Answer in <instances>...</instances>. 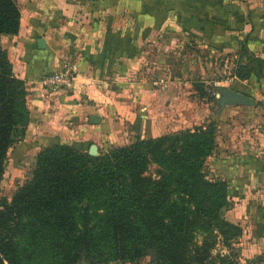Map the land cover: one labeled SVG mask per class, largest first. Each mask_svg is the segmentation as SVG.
Returning <instances> with one entry per match:
<instances>
[{
  "label": "crops",
  "instance_id": "0c3cea01",
  "mask_svg": "<svg viewBox=\"0 0 264 264\" xmlns=\"http://www.w3.org/2000/svg\"><path fill=\"white\" fill-rule=\"evenodd\" d=\"M16 3L18 28L0 34V49L12 75L23 83L28 120L7 157L23 168L21 157L33 159L51 142L79 150L94 144L97 155L136 138L201 125L197 80L170 58L183 56L171 53L183 44L192 46L188 53L206 50L214 60L229 61L220 68L226 75L214 86L254 100L253 105L220 106L216 146L206 162L214 176L227 182L224 216L248 231L242 254L249 258L263 252L264 131L255 126L258 118L249 109L257 100L264 103V0ZM63 63L75 68L70 88L42 85L41 79ZM238 64L251 68L248 79L234 76ZM228 113L237 116L227 119ZM259 119L264 123V117Z\"/></svg>",
  "mask_w": 264,
  "mask_h": 264
},
{
  "label": "trees",
  "instance_id": "16d2710c",
  "mask_svg": "<svg viewBox=\"0 0 264 264\" xmlns=\"http://www.w3.org/2000/svg\"><path fill=\"white\" fill-rule=\"evenodd\" d=\"M18 25L16 0H0V34ZM233 74L246 80L252 71L238 64ZM27 120L23 83L0 49V178ZM215 146L212 124L136 138L94 156L49 143L9 202L0 197V264H107L145 256L204 264L212 243H198L193 230H206L229 200L226 180L201 172ZM149 161L159 168L157 178L144 174ZM215 227L225 239L240 233L221 219ZM239 257L244 263L231 264H262L258 255Z\"/></svg>",
  "mask_w": 264,
  "mask_h": 264
},
{
  "label": "rangeland",
  "instance_id": "374dc122",
  "mask_svg": "<svg viewBox=\"0 0 264 264\" xmlns=\"http://www.w3.org/2000/svg\"><path fill=\"white\" fill-rule=\"evenodd\" d=\"M190 47L192 48V46H186L184 44L175 47L174 50H171V53H173L174 55V53L177 54L178 52H182L183 56L181 57V53H179L180 56H173L175 60L173 58H170V60L174 61V65L178 69H182L183 67L185 70H189L187 75L190 79L197 80L195 81V85H197V87L201 90L197 91L195 88L194 94L195 96L199 95L197 97L199 98V100H197V105L200 108L198 109V111H201L202 113L200 117L202 121L201 125H213L215 140V130L216 125L218 124V120L215 115L218 114L217 112L219 108L221 109V107L217 105V98L219 97L217 91L218 87L214 86L215 84L213 82L217 78L226 75V73H223L220 68L223 67L224 70V66H227L229 64V61L214 60L213 56H210L206 50L203 52H200L199 50L188 53V50L191 49ZM253 107L254 108L249 109V111H252L250 114L252 116H257L258 120L254 122L255 126L262 129L264 123L261 122L259 118L264 117V103L262 100H257L256 104ZM236 116L237 115H232L229 113L225 115L227 119H234ZM180 130L183 129H179L177 131ZM214 150L215 148L211 153H213ZM13 158L11 159V157H6L5 162L10 166H8L9 168H4L3 174L0 178V197L5 199L6 202H9V199L17 186L30 178V168L34 163L35 157L33 159H31L29 155L26 157H21V162L18 161V163H20L23 168L18 167L15 162H13ZM206 158L207 157L203 159V162L201 164V172L204 178L207 180L218 178L217 176H214L213 173L209 170ZM6 164H4V167ZM158 169V166L154 162L149 161L144 174L147 176H151L152 178H157L156 172ZM228 204L229 200L224 206L219 208V210L217 211V220H210L211 224L206 225V230H202L200 228H195L193 230L195 240L198 243L203 239H206L207 242L212 243V246L209 249V257L204 261V264H231V261H236L238 263H244L245 261L244 259H240L239 252L241 253V249L246 245V243H248V231L246 230V228L242 227L238 223L231 222L224 216V211ZM220 219L236 225L239 228L240 233L237 236L229 237L228 239L223 238V236L219 234L218 229L215 227V224L218 223ZM201 224L202 223L198 225ZM258 257L261 263L264 264V251L258 254ZM146 260L148 262L150 260V257L145 256L131 262H110L107 264H147Z\"/></svg>",
  "mask_w": 264,
  "mask_h": 264
},
{
  "label": "water",
  "instance_id": "95a60500",
  "mask_svg": "<svg viewBox=\"0 0 264 264\" xmlns=\"http://www.w3.org/2000/svg\"><path fill=\"white\" fill-rule=\"evenodd\" d=\"M219 97L217 98V105L222 106L224 104L228 105H253L254 100L242 93L234 91L232 89L226 87H218L217 88ZM95 145L91 144L87 148V153L89 155H96ZM148 264H162L157 256L150 258Z\"/></svg>",
  "mask_w": 264,
  "mask_h": 264
},
{
  "label": "built area",
  "instance_id": "2783aa9c",
  "mask_svg": "<svg viewBox=\"0 0 264 264\" xmlns=\"http://www.w3.org/2000/svg\"><path fill=\"white\" fill-rule=\"evenodd\" d=\"M75 73V68L67 63H63L57 71L41 79V84L51 89H67L71 86V78ZM264 131V126H263Z\"/></svg>",
  "mask_w": 264,
  "mask_h": 264
}]
</instances>
